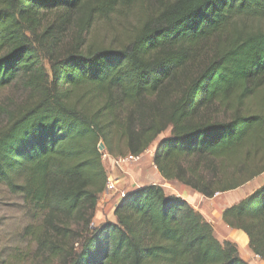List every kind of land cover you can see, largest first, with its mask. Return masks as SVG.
I'll list each match as a JSON object with an SVG mask.
<instances>
[{
    "label": "trees",
    "instance_id": "16d2710c",
    "mask_svg": "<svg viewBox=\"0 0 264 264\" xmlns=\"http://www.w3.org/2000/svg\"><path fill=\"white\" fill-rule=\"evenodd\" d=\"M128 1L0 0V90L26 91L0 106V183L40 214L36 248L63 264H248L156 183L93 224L104 151L139 156L165 130L152 162L166 181L210 198L264 172V0H157L121 45L85 41ZM221 219L264 262V183Z\"/></svg>",
    "mask_w": 264,
    "mask_h": 264
},
{
    "label": "rangeland",
    "instance_id": "374dc122",
    "mask_svg": "<svg viewBox=\"0 0 264 264\" xmlns=\"http://www.w3.org/2000/svg\"><path fill=\"white\" fill-rule=\"evenodd\" d=\"M156 2L157 0H129L128 4L123 8L120 7L119 11H112L105 16L95 18L84 33L85 41L101 45H121L129 39L130 34L135 31L141 20L153 12ZM73 33V30H68L63 40L67 42ZM43 62L47 67V60L45 59ZM25 96L26 91L22 87L8 86L0 90V106L17 104ZM1 119L2 115L0 114ZM168 134L169 130L163 131L139 157L125 156L129 159L122 162H118L119 157L116 160L104 151L106 157H103L102 162L107 172L108 181L110 180L109 184L111 183L112 186L106 188L99 195L93 217L94 225L114 220L113 209L117 199L126 191L144 184L156 183L161 185L167 194L177 195L173 187L179 188L177 185L180 183L173 182L177 185L170 186L168 183L162 182L161 176L159 177L157 168L152 162L155 143ZM262 183H264V174L235 189L216 192L210 198L194 191L198 194L193 195L202 196V201L196 200L194 196L191 200L195 202L196 210L215 228V236L222 241L219 236L228 235L232 230L225 229V224H223L224 226L221 224L220 228L218 225L216 227L213 221L215 222L219 215L221 217V212L225 207L238 202ZM209 218L213 221H210ZM40 221V214L33 211L22 195L12 193L9 188L0 183V264H63V258L60 259V257L52 256L49 252L37 250L35 237L32 234L40 225ZM232 242L237 246L239 255L248 264H264L251 252L248 245L240 246L239 241V244L235 241ZM79 245L80 240L73 236L67 240L66 250L72 247L78 248Z\"/></svg>",
    "mask_w": 264,
    "mask_h": 264
},
{
    "label": "crops",
    "instance_id": "0c3cea01",
    "mask_svg": "<svg viewBox=\"0 0 264 264\" xmlns=\"http://www.w3.org/2000/svg\"><path fill=\"white\" fill-rule=\"evenodd\" d=\"M261 174H264V172L263 173H261ZM261 174H259V175H261ZM258 175V176H259ZM258 176H256V177H258ZM159 177H160V175H159ZM256 177H254V178H256ZM253 178V179H254ZM158 179V178H157ZM160 179L162 180V182H166V183H168V185H170V186H174V185H177V184H174L173 182H177V181H174V180H171V181H166L165 179H163L162 177H160ZM252 180V179H251ZM158 181H159V179H158ZM249 182V181H248ZM161 183V182H160ZM173 183V184H172ZM177 183H179V182H177ZM177 186H179V188L177 187V189L175 188V187H173V189L175 190V192H177L176 194L177 195H179V196H181V197H183L184 199H186L194 208H196L197 209V207L194 205L195 204V202L194 201H192L191 200V198L194 196L193 194H195L196 192H194V190L193 189H191V188H189V187H186V186H184V185H182L181 183L179 184V185H177ZM196 194H198V193H196ZM195 198H196V200H200V201H202V196H194ZM210 219V218H209ZM208 219V220H209ZM210 221H213L212 219H210ZM213 223H214V225L217 227V225L219 226V228L220 227H222V225L224 224L223 222H222V220H221V217H220V215L218 216V218L215 220V222L213 221ZM222 224V225H221ZM214 226V227H215ZM224 226V225H223ZM224 228V227H223ZM228 227L227 226H225V229H227ZM215 229V228H214ZM230 229V228H229ZM232 231L227 235H220L219 237L221 238V240L223 241V240H230V241H235L237 244H239L238 243V241L240 242V246L241 245H246L247 246V237H246V235L243 233V232H241V231H239V230H236V229H231ZM225 231V230H224ZM227 231V230H226ZM219 239V238H218Z\"/></svg>",
    "mask_w": 264,
    "mask_h": 264
},
{
    "label": "built area",
    "instance_id": "2783aa9c",
    "mask_svg": "<svg viewBox=\"0 0 264 264\" xmlns=\"http://www.w3.org/2000/svg\"><path fill=\"white\" fill-rule=\"evenodd\" d=\"M105 153H103V155H102V159H103V157H106L105 155H104ZM128 156H130L131 158H137V157H139V156H131V155H128ZM118 158H116V160H117ZM129 158H123V157H119V159H118V162H122V161H125V160H128ZM109 182H110V180L109 181H107V183H106V188L108 189V187H111L112 186V184L110 183L109 184ZM106 188H105V190H106ZM256 256V255H255ZM257 257V256H256Z\"/></svg>",
    "mask_w": 264,
    "mask_h": 264
}]
</instances>
